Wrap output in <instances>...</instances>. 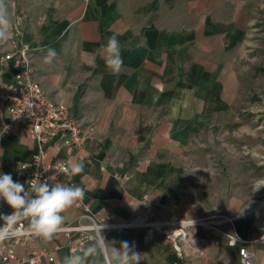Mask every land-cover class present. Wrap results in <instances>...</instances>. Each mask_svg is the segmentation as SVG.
<instances>
[{"label": "crops", "instance_id": "obj_1", "mask_svg": "<svg viewBox=\"0 0 264 264\" xmlns=\"http://www.w3.org/2000/svg\"><path fill=\"white\" fill-rule=\"evenodd\" d=\"M6 3L13 23L19 15L25 20L23 42L45 93L93 129L92 141L72 154L47 149L51 162L84 166L58 179L85 191L62 213L63 226L85 210L130 224L103 235L102 264L123 241L141 254L139 264H241L239 245H228L223 233L251 241L255 264H264V187L254 191L264 179V130L242 125L246 118L238 115L246 97L245 45L255 24L251 0ZM116 33L123 59L118 75L104 59ZM7 47L0 46V58ZM49 47L57 56L46 64ZM12 76L0 59V93ZM6 116L0 101V174L12 176L37 143L23 129L2 135ZM259 117L254 112L251 119ZM12 210L0 199V215ZM164 223L174 232L170 243L161 235ZM179 229L187 239L177 237ZM193 241L198 250H191ZM67 242L58 233L35 245L57 247L54 262L44 264H63Z\"/></svg>", "mask_w": 264, "mask_h": 264}, {"label": "built area", "instance_id": "obj_2", "mask_svg": "<svg viewBox=\"0 0 264 264\" xmlns=\"http://www.w3.org/2000/svg\"><path fill=\"white\" fill-rule=\"evenodd\" d=\"M24 21L23 16L19 15L13 23L12 37L0 58L7 62L13 73L11 82L0 93V101L4 104L7 115L1 127V134L9 135L17 129H23L37 143L36 152L28 161L17 163L12 173L13 180L23 184L27 190L37 180L49 184L58 183V179L67 174L65 168L68 161L51 162L48 159V147L64 148L72 154L92 141L93 129L91 124L74 115L65 103L53 100L43 90L34 75L31 48L23 42ZM51 177H54V180L50 179ZM222 220L231 221L228 218ZM163 225L170 226L168 223ZM129 226L127 223L111 222L106 214L93 217L85 210L77 221L63 226L59 233L68 238L69 254H82L91 243L104 245L102 237L105 233L121 232ZM27 230L28 224L21 220L15 225L16 234L0 242V264L54 262L57 247L50 250L39 244L35 245L43 239L28 234ZM166 236L170 238L171 234ZM185 236L186 232L179 229L177 237L184 239ZM222 236L228 239V245H239L241 264H255L254 253L247 247L251 241L243 240L236 233L230 235L223 233ZM200 245L191 242V250H198Z\"/></svg>", "mask_w": 264, "mask_h": 264}, {"label": "clouds", "instance_id": "obj_3", "mask_svg": "<svg viewBox=\"0 0 264 264\" xmlns=\"http://www.w3.org/2000/svg\"><path fill=\"white\" fill-rule=\"evenodd\" d=\"M13 22L9 16L6 0H0V46L11 39ZM119 34H113L104 47L106 67L112 74L118 75L123 66L120 52ZM57 56L54 48L49 47L44 57V63L50 64ZM6 130V129H5ZM82 162L69 161L65 172L74 176L83 171ZM47 170V169H46ZM50 179L54 180V177ZM264 187V179L254 183V191ZM85 191L76 185L35 181L31 188L14 181L10 174H0V199H3L13 209L10 215H0V242L16 234L15 225L21 220L28 221L27 233L42 238L45 242L63 230L64 217L62 213L78 200H82ZM104 249L103 244L90 246L82 254L72 253L64 257L63 264H102L99 259ZM141 254L135 252L127 241L120 244L119 249L113 247L107 264H139Z\"/></svg>", "mask_w": 264, "mask_h": 264}, {"label": "rangeland", "instance_id": "obj_4", "mask_svg": "<svg viewBox=\"0 0 264 264\" xmlns=\"http://www.w3.org/2000/svg\"><path fill=\"white\" fill-rule=\"evenodd\" d=\"M254 5V23L250 31L249 41L245 45V57L242 66L245 67V96L244 102L239 107L238 115L245 122L242 125H259L260 130H264V0H251ZM243 101V99H242ZM255 113L259 114L258 122L251 119ZM261 142H264V133H262ZM162 225V237L167 238V234H172L171 227ZM158 229V225L155 226ZM186 232V231H185ZM188 232L184 239H187Z\"/></svg>", "mask_w": 264, "mask_h": 264}, {"label": "trees", "instance_id": "obj_5", "mask_svg": "<svg viewBox=\"0 0 264 264\" xmlns=\"http://www.w3.org/2000/svg\"><path fill=\"white\" fill-rule=\"evenodd\" d=\"M112 7V6H111Z\"/></svg>", "mask_w": 264, "mask_h": 264}]
</instances>
